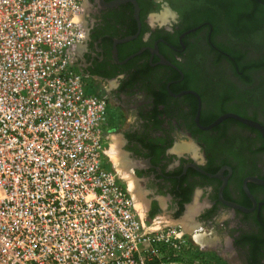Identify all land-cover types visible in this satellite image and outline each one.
I'll use <instances>...</instances> for the list:
<instances>
[{"label": "flooded vegetation", "instance_id": "flooded-vegetation-1", "mask_svg": "<svg viewBox=\"0 0 264 264\" xmlns=\"http://www.w3.org/2000/svg\"><path fill=\"white\" fill-rule=\"evenodd\" d=\"M259 3L264 5V0ZM204 4L84 0L80 23L85 39L77 50L76 68L88 90L107 99L108 157L116 134L118 168L130 177L132 193L137 198L148 191L152 197L148 216L163 211L175 218L190 216V229L206 228L204 247L212 256L264 264V183L259 182L264 180V135L244 121L264 127V66L250 68L247 78L242 77L229 59L230 44L215 40L219 29L211 17L213 8ZM161 9L168 15L161 18ZM201 14L207 17L182 24ZM205 29L208 50L229 64L215 65L210 73L204 72L208 66L199 56L197 40ZM243 39L249 42L246 34ZM254 48H260L256 40ZM259 86L260 94H249ZM131 111L135 119L120 128ZM178 135L198 147L199 160L189 152L173 151ZM222 213L239 226L253 219L258 230H237L225 241L221 231L230 228L217 221Z\"/></svg>", "mask_w": 264, "mask_h": 264}, {"label": "built area", "instance_id": "built-area-1", "mask_svg": "<svg viewBox=\"0 0 264 264\" xmlns=\"http://www.w3.org/2000/svg\"><path fill=\"white\" fill-rule=\"evenodd\" d=\"M83 3L0 0V264H215L108 166L107 99L76 68Z\"/></svg>", "mask_w": 264, "mask_h": 264}, {"label": "rangeland", "instance_id": "rangeland-1", "mask_svg": "<svg viewBox=\"0 0 264 264\" xmlns=\"http://www.w3.org/2000/svg\"><path fill=\"white\" fill-rule=\"evenodd\" d=\"M206 4L205 6H210L213 8V12L211 13V17L216 21L218 25L219 32L216 35V41L220 45H226L227 43L230 44L229 49H236L242 52H247L246 54V60H243L244 62H257L264 56V46H261L264 43V9L262 11L255 12L254 8L252 7L253 1L252 0H205ZM209 4V5H208ZM253 12L257 16L259 15L261 17V23L258 26L257 30H251L252 32L246 33V36H248V41H245L243 39V35L245 34H240L241 36H236L234 37L235 34H238L240 32H235V28L238 26L240 23V18H237L238 13H244V12ZM158 15L163 16L168 15L167 9H161L158 12ZM206 14H201L196 16L195 18H192L190 20L182 21V24L184 26L187 25H192L197 22H200L203 20V18H206ZM263 18V19H262ZM206 34L207 30H202L197 37V40L200 41V53L199 56H203L204 62L206 63V66H208V69H206L204 72L210 73L211 68H215V65L223 66L224 64L229 65L227 62L220 60L213 52H210L207 48L206 44ZM238 37V38H237ZM236 38V42L238 45H236L233 41V39ZM255 40L260 44V48H254L255 47ZM247 42V43H246ZM235 46V47H233ZM218 66V67H219ZM228 67V66H227ZM220 68V67H219ZM229 68V67H228ZM210 70V71H209ZM230 70L231 69H227ZM93 93V92H91ZM98 95H102L99 93H95ZM124 113V111H121ZM135 113L130 112L126 113V117L122 118V121L120 123V128L122 127H127L132 121L135 119ZM177 141L175 142V145H173V151H186L189 152L192 156H194L196 159H200L199 157L202 155L199 152L198 147H196L191 139L185 138L182 135H178ZM119 140L118 136L115 134L112 137V149L110 157H108V166L112 168L114 171L117 172L119 177L122 179L124 186L128 189L130 192L131 196L134 199L135 205L140 212L141 216L144 217L145 221L149 224L152 225V227H161V226H174L181 228L186 236L192 241L193 246L196 251H198L201 255L208 257L212 261H214L215 264H242V259L238 260H229L228 262L223 261L222 259L216 258L211 255L212 252H208V248L204 247L206 245L205 243V238L203 237V233L206 231L205 227H200L199 225L195 226L193 229H190L188 227V224H190L188 219L191 217H186L185 215L182 216L181 218H175L171 216L170 213L167 211H163L162 213H157L156 215H153L152 217L148 216V213L146 212L147 208L146 205L149 203V201L152 199V197L147 196L148 191H141V193H138L137 198L135 196V193H132V189L130 186V177L128 175H124V173L120 168H118V158H117V153L118 151L116 150V146L118 145ZM116 150V152H115ZM116 153V154H115ZM127 161L124 159L121 160V163H124ZM125 164V163H124ZM120 166V165H119ZM122 167V166H121ZM160 204L164 208V202L160 200L158 197ZM138 205V206H137ZM196 204L191 207V211L195 210ZM218 222H223L226 224L227 227L230 228V232L226 231H221L222 238L225 241H228L230 235L232 233H235V231H240V232H248V233H253L258 230L256 226V222L253 219H247L243 221V225L239 226L240 222H238L235 219H231L227 213H222L218 219ZM202 237L203 241H199L198 237ZM218 236V235H217ZM206 238H210L206 236ZM210 251V250H209ZM213 254V253H212ZM214 255V254H213ZM261 257V256H260ZM261 260V259H259Z\"/></svg>", "mask_w": 264, "mask_h": 264}, {"label": "trees", "instance_id": "trees-1", "mask_svg": "<svg viewBox=\"0 0 264 264\" xmlns=\"http://www.w3.org/2000/svg\"><path fill=\"white\" fill-rule=\"evenodd\" d=\"M253 5L252 7L254 8L255 12L262 11L264 9V5L261 3L257 4L258 0H252ZM257 1V2H256ZM237 18H240V23L238 26L235 28V32H240L238 34H246L249 32H252L251 30H257L258 26L261 23V17L253 13L252 11L249 12H244V13H238ZM228 54H229V59L232 60V63H234L236 69H238L242 73L243 78H247V71L250 68H258L264 66V56L257 62H248L243 65V60H244V54H242L241 51H238L236 49H228ZM260 89L261 87L259 86L256 90H253L252 92L254 93H249V94H260Z\"/></svg>", "mask_w": 264, "mask_h": 264}, {"label": "water", "instance_id": "water-1", "mask_svg": "<svg viewBox=\"0 0 264 264\" xmlns=\"http://www.w3.org/2000/svg\"><path fill=\"white\" fill-rule=\"evenodd\" d=\"M219 120H217L216 122H218ZM244 121L247 122V123H250L252 125H255L256 127H258L262 131V133L264 135V127L263 126L259 125L258 123H254V122H251V121H248V120H244ZM259 182L264 183V180H260Z\"/></svg>", "mask_w": 264, "mask_h": 264}, {"label": "bare ground", "instance_id": "bare-ground-1", "mask_svg": "<svg viewBox=\"0 0 264 264\" xmlns=\"http://www.w3.org/2000/svg\"><path fill=\"white\" fill-rule=\"evenodd\" d=\"M138 206V205H137ZM198 240L199 241H203V238L200 236V237H198Z\"/></svg>", "mask_w": 264, "mask_h": 264}]
</instances>
